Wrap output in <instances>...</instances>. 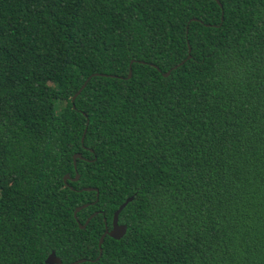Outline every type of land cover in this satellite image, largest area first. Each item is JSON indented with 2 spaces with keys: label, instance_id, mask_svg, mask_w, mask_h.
Instances as JSON below:
<instances>
[{
  "label": "trees",
  "instance_id": "trees-1",
  "mask_svg": "<svg viewBox=\"0 0 264 264\" xmlns=\"http://www.w3.org/2000/svg\"><path fill=\"white\" fill-rule=\"evenodd\" d=\"M51 252L264 264V0H0V264Z\"/></svg>",
  "mask_w": 264,
  "mask_h": 264
},
{
  "label": "water",
  "instance_id": "water-1",
  "mask_svg": "<svg viewBox=\"0 0 264 264\" xmlns=\"http://www.w3.org/2000/svg\"><path fill=\"white\" fill-rule=\"evenodd\" d=\"M217 2L219 3V1H217ZM189 50H190V48H189ZM170 71H171V70H168L167 72L163 73L164 76H167V75L170 73ZM131 73H132V71H131V69H129L128 77L131 76ZM93 75H98V74H92V75H90V76L86 79V81L82 84V86L79 88V90H78V91L72 96V98H71L72 101H73V100L75 99V97L80 93L81 89L85 86V84H86V82L88 81V79H89L91 76H93ZM87 123H88V121H87ZM85 131H86V127H85V129H84V131H83V135H82V137H81V142H83ZM80 157H81V154H80V153H76V154L73 155V165H74V168H75V169H76V159H77V158H80ZM68 177H69L68 175H65V176H64V181H66V179H67ZM77 177H78V174H76V176H75L74 178H72V179H73V180H76ZM84 190H95V191H96V200L98 199L99 191H98L97 188L86 187V188H84ZM132 199H133V196H130V197L126 198V200H125V201L119 206V208L114 212V214H113V218H112V225H111V228H108L107 224L105 223V231H104V233L100 236V238H99V243H98V245H99V249H100V254H101V250H102V249H101V246H102V243H103L104 237H105L106 235H108V236H110V237H112V238H114V239H119V238H121V237L125 234L126 229H127V226H126L125 224H119V223H118V215H119L120 211L126 206V204H127L129 201H131ZM86 206H87V204H84V205H82V206H78V207H76L75 210H74V216L76 217L77 212H78L80 209H82L83 207H86ZM95 213H96V212H95ZM95 213L92 214V215H90V216L87 218V220L84 222V224H81V223L78 222L79 227H80V228H85L86 224H87V223L89 222V220L93 217V215H95ZM82 261H83V259H80V260H76V261H74V262H72V263H70V264H75V263H79V262H82ZM45 262H46L47 264H61V259H60L59 257H57V256L55 255L54 252H51V253L47 256V258L45 259Z\"/></svg>",
  "mask_w": 264,
  "mask_h": 264
},
{
  "label": "rangeland",
  "instance_id": "rangeland-1",
  "mask_svg": "<svg viewBox=\"0 0 264 264\" xmlns=\"http://www.w3.org/2000/svg\"><path fill=\"white\" fill-rule=\"evenodd\" d=\"M63 104H64V101H62V100H59V101L56 102V106L58 108L61 107Z\"/></svg>",
  "mask_w": 264,
  "mask_h": 264
},
{
  "label": "flooded vegetation",
  "instance_id": "flooded-vegetation-1",
  "mask_svg": "<svg viewBox=\"0 0 264 264\" xmlns=\"http://www.w3.org/2000/svg\"><path fill=\"white\" fill-rule=\"evenodd\" d=\"M112 225V224H111Z\"/></svg>",
  "mask_w": 264,
  "mask_h": 264
}]
</instances>
